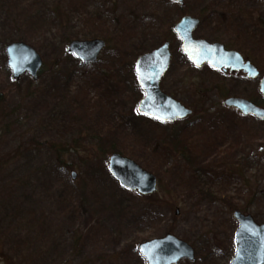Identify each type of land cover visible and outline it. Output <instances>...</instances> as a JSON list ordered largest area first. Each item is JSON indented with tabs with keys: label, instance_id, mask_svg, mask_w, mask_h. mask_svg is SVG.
I'll use <instances>...</instances> for the list:
<instances>
[{
	"label": "rangeland",
	"instance_id": "374dc122",
	"mask_svg": "<svg viewBox=\"0 0 264 264\" xmlns=\"http://www.w3.org/2000/svg\"><path fill=\"white\" fill-rule=\"evenodd\" d=\"M183 16L264 73V0H0V264H145L138 245L167 233L195 251L178 264H228L233 211L264 223V120L222 104L264 107L259 78L193 67L171 30ZM93 39L107 44L94 63L66 51ZM13 42L40 56L38 80H13ZM163 42L160 87L192 111L173 123L136 111L135 60ZM112 154L153 175L155 193L120 187Z\"/></svg>",
	"mask_w": 264,
	"mask_h": 264
},
{
	"label": "water",
	"instance_id": "95a60500",
	"mask_svg": "<svg viewBox=\"0 0 264 264\" xmlns=\"http://www.w3.org/2000/svg\"><path fill=\"white\" fill-rule=\"evenodd\" d=\"M170 1L179 6L184 3V0ZM199 24L197 18L184 16L172 27L181 43L183 54L193 66L201 68L208 65L217 71H241L248 79L258 78L257 68L248 61L244 62L237 52L226 50L221 43L195 39L193 33ZM104 47L105 41L102 39L73 40L68 43L66 51L81 63L90 64L97 60ZM5 55L13 80H18L24 74L33 81L38 79L42 60L32 47L23 42H13L5 47ZM170 59L169 43L165 42L138 57L134 64L137 84L143 93L136 111L145 117L167 123L184 119L191 114L189 109L160 89V80L169 68ZM258 90L264 98V75L260 78ZM223 106L235 109L244 117L253 116L264 120V108L247 99L227 97L223 100ZM107 169L122 188L136 190L143 195L152 194L156 189V178L153 175L121 155L112 154L108 159ZM74 178L75 174L72 173L71 179ZM232 216L237 222V228L233 237V257L228 264H264V223L258 224L251 215L238 210ZM138 251L145 264H178L182 260H195L193 248L172 234L144 241L138 245Z\"/></svg>",
	"mask_w": 264,
	"mask_h": 264
},
{
	"label": "trees",
	"instance_id": "16d2710c",
	"mask_svg": "<svg viewBox=\"0 0 264 264\" xmlns=\"http://www.w3.org/2000/svg\"><path fill=\"white\" fill-rule=\"evenodd\" d=\"M107 46V44H106ZM105 46V48H106ZM6 97L4 95V93H0V110L2 109V107H4V103H5Z\"/></svg>",
	"mask_w": 264,
	"mask_h": 264
},
{
	"label": "flooded vegetation",
	"instance_id": "af4514ba",
	"mask_svg": "<svg viewBox=\"0 0 264 264\" xmlns=\"http://www.w3.org/2000/svg\"><path fill=\"white\" fill-rule=\"evenodd\" d=\"M243 60L244 61H246V59L243 57ZM218 72H221V73H223L224 75H233V74H241V75H243V73H232V72H230V71H218Z\"/></svg>",
	"mask_w": 264,
	"mask_h": 264
}]
</instances>
